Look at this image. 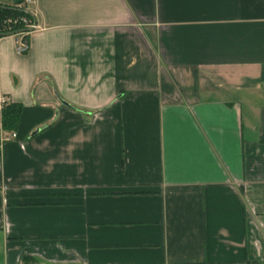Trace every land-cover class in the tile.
<instances>
[{
    "label": "crops",
    "instance_id": "0c3cea01",
    "mask_svg": "<svg viewBox=\"0 0 264 264\" xmlns=\"http://www.w3.org/2000/svg\"><path fill=\"white\" fill-rule=\"evenodd\" d=\"M28 9L26 52L0 36V264H264V0Z\"/></svg>",
    "mask_w": 264,
    "mask_h": 264
},
{
    "label": "trees",
    "instance_id": "16d2710c",
    "mask_svg": "<svg viewBox=\"0 0 264 264\" xmlns=\"http://www.w3.org/2000/svg\"><path fill=\"white\" fill-rule=\"evenodd\" d=\"M20 0H16L13 4H5L0 2V36L9 35L24 29V24L19 19L21 17H30L28 12L18 8L16 5ZM16 19L15 22L3 24L4 19ZM21 105L18 103L7 102L1 109V128L0 130H15L19 123Z\"/></svg>",
    "mask_w": 264,
    "mask_h": 264
},
{
    "label": "built area",
    "instance_id": "2783aa9c",
    "mask_svg": "<svg viewBox=\"0 0 264 264\" xmlns=\"http://www.w3.org/2000/svg\"><path fill=\"white\" fill-rule=\"evenodd\" d=\"M31 0H20L17 3V7L24 10L25 12H29L28 5L30 4ZM24 24V29L21 31H17L14 33H10L9 35L14 37L15 40V51L18 54H22L26 52L29 48V34L39 28L35 18L30 14V17H21L19 19ZM16 19L6 18L3 21V24H9L11 22H15ZM8 102L5 96L0 95V110L2 109L3 105ZM16 133L11 132L4 136L2 140L4 141H11L15 139Z\"/></svg>",
    "mask_w": 264,
    "mask_h": 264
}]
</instances>
